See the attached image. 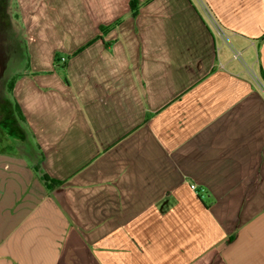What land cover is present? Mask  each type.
<instances>
[{"label": "crops", "instance_id": "obj_1", "mask_svg": "<svg viewBox=\"0 0 264 264\" xmlns=\"http://www.w3.org/2000/svg\"><path fill=\"white\" fill-rule=\"evenodd\" d=\"M17 1L12 93L62 183L0 147V264H264V0H89L41 41L58 0Z\"/></svg>", "mask_w": 264, "mask_h": 264}, {"label": "rangeland", "instance_id": "obj_2", "mask_svg": "<svg viewBox=\"0 0 264 264\" xmlns=\"http://www.w3.org/2000/svg\"><path fill=\"white\" fill-rule=\"evenodd\" d=\"M87 4H90L89 0L55 1L53 9H49L46 16H40L38 32L35 37L41 41L52 36H67L65 34L66 22L83 21L84 8ZM69 8L73 9L72 14L67 13ZM23 22L17 0H0V104L4 99L2 96H7L17 101L13 93L9 91V83L16 81V79L18 80L21 73L25 70H35V62L31 58V52L34 50L33 48L31 50L32 46L26 28H22ZM51 22V26H47L44 30L42 29L43 24ZM56 54L60 55L61 53L56 52ZM240 58L245 59V56L241 55ZM43 63L50 64L51 62ZM9 117L6 108L3 109L0 105V147L9 144V132L16 131L13 120ZM31 135V141L34 144L37 143L34 141L33 135ZM14 149L20 150L18 148ZM23 155L27 162L33 163L29 157L25 154Z\"/></svg>", "mask_w": 264, "mask_h": 264}, {"label": "trees", "instance_id": "obj_3", "mask_svg": "<svg viewBox=\"0 0 264 264\" xmlns=\"http://www.w3.org/2000/svg\"><path fill=\"white\" fill-rule=\"evenodd\" d=\"M139 2L140 0H130V7L135 16L138 14ZM13 84L14 81L9 83V91L11 93ZM2 97L4 99L0 105L3 107V109L6 108L10 116L9 118L13 120V124L16 129L15 132H9L8 134V140L10 141L9 145L14 148L20 149V153L25 154L32 160L34 170L39 174L40 178L45 182L46 186L49 189L60 185L62 181L52 180L46 173L41 170V162L43 161L44 154L41 150L40 145L38 143L34 144L30 139L31 132L27 127L26 117L21 109L20 104L18 103V101L12 100L7 96Z\"/></svg>", "mask_w": 264, "mask_h": 264}, {"label": "built area", "instance_id": "obj_4", "mask_svg": "<svg viewBox=\"0 0 264 264\" xmlns=\"http://www.w3.org/2000/svg\"><path fill=\"white\" fill-rule=\"evenodd\" d=\"M218 29H219V32H220V33H223V30H222L220 27H218ZM235 56L238 57L239 54H236ZM191 187H192L194 190L198 191L197 186H196L195 184H192Z\"/></svg>", "mask_w": 264, "mask_h": 264}]
</instances>
